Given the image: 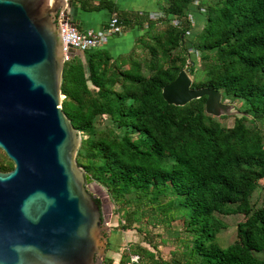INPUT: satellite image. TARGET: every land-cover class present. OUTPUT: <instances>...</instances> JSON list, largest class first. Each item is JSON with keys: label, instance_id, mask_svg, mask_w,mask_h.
Segmentation results:
<instances>
[{"label": "trees", "instance_id": "trees-1", "mask_svg": "<svg viewBox=\"0 0 264 264\" xmlns=\"http://www.w3.org/2000/svg\"><path fill=\"white\" fill-rule=\"evenodd\" d=\"M76 2L139 32L127 52L71 56L61 85L62 109L80 131L77 164L106 189L117 228L152 247L130 243L119 263L264 264V0H156V18L111 0ZM181 69L191 88L239 102L231 125L205 112L206 96L183 106L163 99ZM11 166L0 157L1 169ZM159 245H171L169 258Z\"/></svg>", "mask_w": 264, "mask_h": 264}, {"label": "water", "instance_id": "water-1", "mask_svg": "<svg viewBox=\"0 0 264 264\" xmlns=\"http://www.w3.org/2000/svg\"><path fill=\"white\" fill-rule=\"evenodd\" d=\"M71 1L0 0V150L13 164L0 170V264H97L104 252L112 201L89 188L76 162L80 131L61 106L58 15L69 17ZM190 86L181 69L163 99L183 106L206 96V113L232 112L217 89Z\"/></svg>", "mask_w": 264, "mask_h": 264}, {"label": "rangeland", "instance_id": "rangeland-1", "mask_svg": "<svg viewBox=\"0 0 264 264\" xmlns=\"http://www.w3.org/2000/svg\"><path fill=\"white\" fill-rule=\"evenodd\" d=\"M149 2V1H148ZM70 9H68L69 11V15L71 13H74L75 9H77V6L74 3H71L69 5ZM68 8V7H67ZM66 8V9H67ZM81 12H83L84 14H90V12H84V10ZM91 15H93V17L91 19H95L98 16H101V13H92ZM202 20H203V15L197 13V20H196V27L195 29H199V24H202ZM121 53V52H120ZM119 54V53H118ZM227 104L232 105V109H231V113H229L228 118L225 120L227 124L231 125L232 121H233V117L236 115H240L237 114L238 113V109L241 107L239 105L238 101H231L229 99H226L224 101ZM100 185V186H99ZM260 185L261 187L258 190L257 193V199L261 200L264 197V178L260 180ZM88 186L90 189H92L93 191H95V193L99 196L98 198L101 199H105L107 194L106 189L98 182H96L93 179H90V181L88 182ZM105 203V202H104ZM107 228L105 229V231H107V233L111 236L112 238V245H111V250L108 251V257L110 259H112V262L110 264H120L119 260L121 257V254H123L126 250L129 249V245L130 243H135V242H141L144 245L149 246V244L147 243V241L143 240L142 237L143 235L141 233H138L135 229H129L126 231L120 230L117 228V215L114 212V203L112 202L110 211L107 212ZM241 216L239 215H235V216H230L228 217L226 220L227 222H229V226L228 229L225 233L226 236H232L234 229H235V224L238 220H240ZM181 220H173V226L175 227H179L181 224ZM153 232L157 233V234H163L165 233V231L161 228V227H157V228H153ZM104 234V233H103ZM163 237V236H162ZM160 237H155V241L159 242L160 241ZM151 247V246H149ZM152 248V247H151ZM171 245H159V250L161 251V255L163 258H169L170 257V249H171ZM131 256L136 257V261L139 260V257L135 254H132ZM131 264V263H128Z\"/></svg>", "mask_w": 264, "mask_h": 264}, {"label": "crops", "instance_id": "crops-1", "mask_svg": "<svg viewBox=\"0 0 264 264\" xmlns=\"http://www.w3.org/2000/svg\"><path fill=\"white\" fill-rule=\"evenodd\" d=\"M111 1L114 2V4L117 5L122 10H127V11L133 10L135 12H140V13L147 12L151 18H156L159 15L161 16L160 11L158 10L155 4L156 0H111ZM97 2L98 0H94V3ZM74 4L77 6V9H75L74 13H71L69 15V19L73 22H77L76 27L79 30H85L87 28H94L101 30L104 28L107 20L112 15L107 9H104L96 12V13H101V16H98L95 19H91L93 17V15H91L93 12H90V14H84L83 12H81L79 3L76 2ZM138 33L139 32L135 27L133 29L127 28L124 30L123 34L119 36L116 35L109 37V40H107L101 46L110 50L111 53L114 55L120 52H127L132 45L133 39ZM82 59L84 60V57H82Z\"/></svg>", "mask_w": 264, "mask_h": 264}, {"label": "built area", "instance_id": "built-area-1", "mask_svg": "<svg viewBox=\"0 0 264 264\" xmlns=\"http://www.w3.org/2000/svg\"><path fill=\"white\" fill-rule=\"evenodd\" d=\"M65 13L66 10L61 9L58 15V24L61 28L65 61L70 58L66 55L69 47H74L84 52L85 50L98 48L105 43L109 37L121 35L124 32L123 26L115 13H112L106 25L101 30L94 28L79 30L77 27L71 26V20L69 17L65 18ZM131 260L136 261V257L131 256Z\"/></svg>", "mask_w": 264, "mask_h": 264}, {"label": "flooded vegetation", "instance_id": "flooded-vegetation-1", "mask_svg": "<svg viewBox=\"0 0 264 264\" xmlns=\"http://www.w3.org/2000/svg\"><path fill=\"white\" fill-rule=\"evenodd\" d=\"M5 155V153L2 151V150H0V157L1 158H3V156ZM6 156V155H5ZM13 167V164H12V166L11 167H7V168H5V169H1L0 168V170L1 171H7V170H10L11 168ZM98 200V199H97ZM103 233H104V235H105V237L107 238V240H106V243H105V247H104V252H103V254H102V256L100 257V258H98L97 259V264H109V257H108V251L109 250H111V245H112V238H111V236L107 233V231H103Z\"/></svg>", "mask_w": 264, "mask_h": 264}]
</instances>
